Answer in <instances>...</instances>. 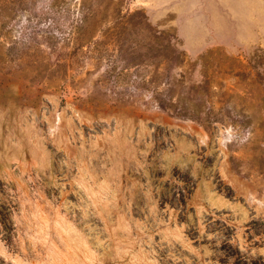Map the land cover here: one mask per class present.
Wrapping results in <instances>:
<instances>
[{
  "label": "rangeland",
  "instance_id": "obj_1",
  "mask_svg": "<svg viewBox=\"0 0 264 264\" xmlns=\"http://www.w3.org/2000/svg\"><path fill=\"white\" fill-rule=\"evenodd\" d=\"M0 264H264V0H0Z\"/></svg>",
  "mask_w": 264,
  "mask_h": 264
}]
</instances>
